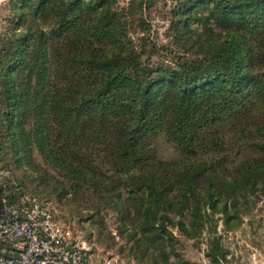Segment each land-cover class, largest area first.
Masks as SVG:
<instances>
[{
	"label": "trees",
	"instance_id": "1",
	"mask_svg": "<svg viewBox=\"0 0 264 264\" xmlns=\"http://www.w3.org/2000/svg\"><path fill=\"white\" fill-rule=\"evenodd\" d=\"M114 4L12 2L0 35V152L5 144L30 169L37 154L73 187L105 183L151 264H197L177 252L175 232L198 239L205 227L217 264L215 214L228 225L264 198V0H178L170 25L191 56L172 65L136 50ZM158 137L182 158L158 159Z\"/></svg>",
	"mask_w": 264,
	"mask_h": 264
},
{
	"label": "rangeland",
	"instance_id": "2",
	"mask_svg": "<svg viewBox=\"0 0 264 264\" xmlns=\"http://www.w3.org/2000/svg\"><path fill=\"white\" fill-rule=\"evenodd\" d=\"M13 1L0 0L1 36L11 25L8 20L13 14ZM144 1L115 0L114 7L121 12L124 22L123 31L136 50L145 52L144 57L150 54V62L172 65L176 56L186 54L170 25L178 0H156L150 7L140 8L139 3ZM190 28L196 33L202 30L197 24H191ZM195 36L191 35L192 38ZM186 55L191 56L189 53ZM153 145L158 159L171 161L182 158L178 149L162 137H158ZM3 147L0 172L4 175L0 176H10L23 193L44 201L56 219L71 226L81 246L91 250L96 264H151L150 257L142 250L138 254L133 248L134 241L128 240L135 223L123 226L120 214L108 205L105 183L98 182L103 187L97 191L88 185L73 187L64 176L46 169L37 154L34 162L38 167L30 169L24 164L17 168L18 160L5 144ZM215 220L214 236L224 253L223 257H220L221 253L217 256V264H264V198L242 206L236 219L228 225L224 224L221 213L215 214ZM175 234L176 250L183 258L197 264H212L206 256L210 236H213L209 229L205 227L198 239Z\"/></svg>",
	"mask_w": 264,
	"mask_h": 264
},
{
	"label": "built area",
	"instance_id": "3",
	"mask_svg": "<svg viewBox=\"0 0 264 264\" xmlns=\"http://www.w3.org/2000/svg\"><path fill=\"white\" fill-rule=\"evenodd\" d=\"M0 264L96 263L44 201L22 193L10 176H0Z\"/></svg>",
	"mask_w": 264,
	"mask_h": 264
}]
</instances>
